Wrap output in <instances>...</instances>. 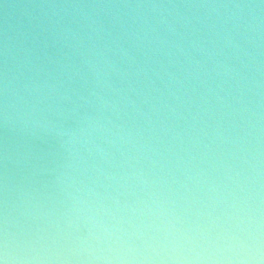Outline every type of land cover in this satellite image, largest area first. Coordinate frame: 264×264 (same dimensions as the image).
Segmentation results:
<instances>
[{
    "label": "water",
    "instance_id": "water-1",
    "mask_svg": "<svg viewBox=\"0 0 264 264\" xmlns=\"http://www.w3.org/2000/svg\"><path fill=\"white\" fill-rule=\"evenodd\" d=\"M67 2L85 6L0 0V89L8 86L7 98L0 95V241L18 256H35L36 264H238L255 256L257 237L264 241L259 33H248L251 43L238 41L254 61L230 48L206 60L191 47L210 38L198 21L219 25L234 9L175 0L177 7L160 17L120 0L114 8ZM254 12L264 17V9ZM137 13L173 45L170 56L152 58L153 87L136 75L146 58L126 37L146 30L133 20ZM92 21L101 36L89 41ZM112 38L136 64L116 48L106 53L114 70L90 55ZM180 49L211 73L203 76L207 86L184 81L179 88L160 72L163 64L183 80L193 66ZM229 68L247 77L243 99L252 112L234 115L218 99L240 108L239 85L225 75Z\"/></svg>",
    "mask_w": 264,
    "mask_h": 264
},
{
    "label": "clouds",
    "instance_id": "clouds-1",
    "mask_svg": "<svg viewBox=\"0 0 264 264\" xmlns=\"http://www.w3.org/2000/svg\"><path fill=\"white\" fill-rule=\"evenodd\" d=\"M184 7H206L210 8L213 11L223 8V9H234L228 13L227 17L223 20L219 25L215 22L209 23L207 21H198L203 24L204 27L208 28L210 38L207 40H193L191 42V47L193 50L200 53L205 57L206 60H211L213 56L223 53L224 48H230L234 55L239 57L241 54L248 58L249 61H254L255 57L252 56L249 52H247L244 48L240 46L238 43L239 40L253 42L252 38L248 35L249 32L259 33L262 40H264V17H257L255 15L254 9L261 8L264 9V0H259L258 5L255 3V0H202L200 3H193V0H182ZM120 3L123 4L124 7L129 9H147L152 13L163 17L166 12H169L170 9H175L177 4L175 0H120ZM65 7H72L74 9L83 8L85 5L80 3H66ZM92 7L99 6L101 8L105 7H119L120 4L116 3L115 0H96ZM248 10L247 14L245 10ZM250 15L251 20L246 17ZM217 21L220 20V13L216 12ZM182 20L186 24H190V21L186 17H181ZM134 21H139L142 26H146V30L143 35H139L136 32H127L126 37L129 40L133 41L132 48L138 53L142 54L145 57L144 65L141 67L137 65L136 75L142 77L145 80L149 81V87L154 86V82L152 81V76L150 73L153 71L151 68V64L153 63V57L157 55V53L163 55H171L172 43L168 39H164L157 32V29L153 27L146 16L137 13L136 16L133 17ZM164 23L165 21H161ZM230 23V29L226 27ZM96 24V21H92L89 27L92 29L88 33L89 41H92V37L101 36V31L96 30L93 26ZM169 32L174 36H180L183 39V36L179 33H176L171 25L168 26ZM196 29L193 28V33H195ZM223 41L224 46L220 47L217 44V41ZM82 42V41H81ZM179 49V45H175ZM112 48H116L121 52L122 59H125L130 65L136 64L135 56L131 55L127 50L120 48L118 44L117 38H112L110 43L105 46V50L103 52H97L92 49L89 50L90 55L96 56L97 59L108 68L114 70V67L111 61L107 58V51ZM182 54L185 56V59L189 64L193 67L190 69H185L183 80H179L175 77L173 73H169L165 65H160V72L164 73L165 76L168 77L169 83L177 85L179 88H183L184 81H187L189 84L192 82H196L197 84H201L204 86L206 82L203 78L204 75L211 76V73L205 67L204 64L199 61H195L191 58V53L187 52L183 49H180ZM171 62V61H170ZM85 63L89 64L90 67H94L95 65L91 64L90 61H85ZM243 63V61H242ZM218 67H223L219 61H217ZM246 66V65H245ZM201 69L204 70L203 75L201 74ZM99 72V69H96ZM102 75L107 78L109 75L108 71L102 73ZM157 77L160 76V73H156ZM219 75V73H217ZM225 75L231 77L236 83L239 85L237 92L240 95V99L236 100L235 103L240 105V108L237 109L232 103H229L227 97H219L218 99L226 108L232 109V114L238 115L241 112L249 113L252 112V109L248 107L245 103L243 96L245 94V90L248 89V80L247 77L243 74L242 71L236 68H229ZM220 91H226L223 87V84L218 85ZM159 91V89H156ZM171 91V90H170ZM0 95L4 98L8 96V86L4 85L2 89H0ZM172 95H176V93H172ZM231 93H228L230 96ZM19 99V97H17ZM188 100H191V97H188ZM181 104H184L185 101H180ZM163 107L167 109V111L173 115H175V109L172 108L168 104H164ZM193 120L198 119V115H194ZM235 128L236 125L234 124ZM256 255L251 256L250 259H241L238 261V264H252L254 261L255 264H264V241H262L259 236L257 237ZM37 258L27 257V256H18L13 251L9 249V246L6 242L0 241V264H36Z\"/></svg>",
    "mask_w": 264,
    "mask_h": 264
}]
</instances>
